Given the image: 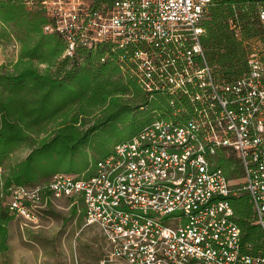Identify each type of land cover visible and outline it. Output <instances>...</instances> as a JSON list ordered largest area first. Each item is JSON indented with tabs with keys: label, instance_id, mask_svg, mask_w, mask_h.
I'll return each mask as SVG.
<instances>
[{
	"label": "built area",
	"instance_id": "2783aa9c",
	"mask_svg": "<svg viewBox=\"0 0 264 264\" xmlns=\"http://www.w3.org/2000/svg\"><path fill=\"white\" fill-rule=\"evenodd\" d=\"M24 1L48 15L44 32L65 37L64 56L81 45L124 48L143 90L172 97L177 108L174 119H157L118 144L94 176L65 173L20 186L13 212L35 220L53 199L84 200L85 226L100 230L108 246L99 264H264V249L244 251L232 206L247 192L264 231V4H257L261 34L244 41L247 72L228 80L201 41L214 0ZM228 25L242 40L237 14ZM220 152L237 158L242 183L218 165Z\"/></svg>",
	"mask_w": 264,
	"mask_h": 264
},
{
	"label": "trees",
	"instance_id": "16d2710c",
	"mask_svg": "<svg viewBox=\"0 0 264 264\" xmlns=\"http://www.w3.org/2000/svg\"><path fill=\"white\" fill-rule=\"evenodd\" d=\"M258 3L264 0H214L208 8L201 41L209 64L223 78L232 80L247 72L244 41L261 34ZM234 14L242 26V40L228 25ZM0 20L1 36L15 37L20 47L13 69L0 73V169L23 145L31 147L25 159L0 176L3 193L13 187L49 184L58 174L94 176L98 162L111 156L118 144L157 119L175 118L172 97H150L138 83L126 49L110 43L81 45L73 57L64 56L65 37L44 32L48 15L24 0H0ZM40 65L46 67L40 70ZM153 110L160 111L158 117L150 115ZM115 134L120 138L112 146ZM218 159L230 179L243 177L236 157L227 159L220 152ZM232 206L242 228L244 251L261 254L264 231L256 223L251 196L242 192L232 198ZM14 218L11 205L1 202L0 253L9 248V224Z\"/></svg>",
	"mask_w": 264,
	"mask_h": 264
},
{
	"label": "rangeland",
	"instance_id": "374dc122",
	"mask_svg": "<svg viewBox=\"0 0 264 264\" xmlns=\"http://www.w3.org/2000/svg\"><path fill=\"white\" fill-rule=\"evenodd\" d=\"M2 27L3 22L0 20L1 32ZM1 32L0 73L4 74V71L13 69L20 47L15 37H3ZM45 67L40 65L39 68L43 70ZM153 111L150 115L158 117L160 111ZM118 138V134L113 136L112 146L118 142ZM30 150L29 145H23L11 154L0 169V176L25 159ZM234 180L240 183L244 181L240 176ZM19 187L4 193L0 188V204H10ZM37 209L35 220H29L12 210L15 218L9 224V248L5 253H0V264H99L100 259L108 253L107 243L100 230L85 226L84 200L68 197L53 199L50 204H42Z\"/></svg>",
	"mask_w": 264,
	"mask_h": 264
}]
</instances>
